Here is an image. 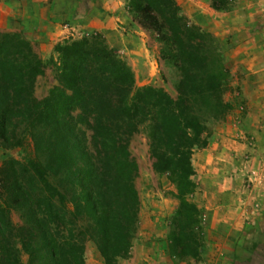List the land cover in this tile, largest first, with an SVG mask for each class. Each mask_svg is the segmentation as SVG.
Instances as JSON below:
<instances>
[{"label": "trees", "instance_id": "trees-1", "mask_svg": "<svg viewBox=\"0 0 264 264\" xmlns=\"http://www.w3.org/2000/svg\"><path fill=\"white\" fill-rule=\"evenodd\" d=\"M233 1L210 0L215 10ZM127 11L157 35L161 58L180 68L177 98L137 87L131 66L97 32L55 46L57 85L38 99L48 64L22 33L0 31V147L25 152L0 166V264H86L87 242L105 264L129 259L140 198L128 146L139 133L154 171L168 175L180 202L170 256L200 258L203 214L190 200L198 187L192 157L208 146L209 121L229 109V65L176 0H128Z\"/></svg>", "mask_w": 264, "mask_h": 264}, {"label": "rangeland", "instance_id": "rangeland-1", "mask_svg": "<svg viewBox=\"0 0 264 264\" xmlns=\"http://www.w3.org/2000/svg\"><path fill=\"white\" fill-rule=\"evenodd\" d=\"M121 1L122 6L127 9L128 0ZM176 1L180 4L182 14L189 24L196 25L202 31L212 35L218 43L224 60L229 65L230 78L227 90L223 96L224 102L229 104V109L223 118L213 119L208 123L211 132L209 143L214 140V144H218L224 135L223 122L234 111L235 102L231 100L230 96L236 90L233 83L239 74V70H236L235 61L238 58L247 57L250 60L260 59L264 62V0H234L228 9L222 10H215L211 6L210 0ZM20 2H23V0H20ZM23 8L21 7L20 14H24ZM89 10L85 2L76 3V12L73 14V18L77 16L78 19H75L76 22L73 24L71 33L61 40L53 39L46 35V24L40 26L43 28L42 31L35 30L32 33L18 32L22 33L31 42L37 56L48 64L45 75L38 78L35 96L38 99H42L57 85L53 64L57 58L55 46L71 38L79 39L98 32L105 37L108 45L131 66L135 74L137 87L151 85L156 88H162L172 97L177 98L176 86L181 78V71L175 64H169L161 58L162 44L158 41L157 35L150 30L142 28L129 13L88 14ZM66 21L64 19H56V22L61 25L66 24ZM100 26L107 30V34L103 33L104 31L97 30ZM0 31L5 30L0 28ZM232 97L236 99L235 96ZM231 136L233 135L229 137ZM209 143L205 148L195 149L192 157V164L195 169L193 180L198 187L196 192L190 197V200L196 204V198H199L198 193L202 192L200 189L205 187V183H210L208 171L220 172L226 176V180L232 179L230 182L231 187L237 172L240 171V165H247L238 164L234 160L224 161V159L219 163L218 161L217 163H211L210 158L215 152H211L214 147L210 148ZM216 146L218 147V145ZM128 147L139 167V175L135 184L140 198L138 230L133 241L130 258L133 253L142 252L143 256L146 254H149L150 257L161 256L159 260L158 257L154 259V262L158 264L164 263L163 259H161L164 257H166L167 264H200L201 258L198 260L187 258L181 261L170 256V226L178 211L180 202L176 196V189L168 179V175H159L154 171L153 158L150 154L146 134L139 133L133 136ZM24 154L25 152L19 148L5 150L0 147V166L9 157L22 159ZM250 166L248 165V168ZM12 217L16 224L21 223L17 214H13ZM261 232H263L261 234H264V230H261ZM204 237L205 230L203 229V240ZM204 243L203 241V246L205 247L206 244ZM85 258L86 264H105L92 242L86 243ZM127 260H123L121 264H126ZM128 262V264H141L139 259L129 260ZM255 263L264 264V259H258Z\"/></svg>", "mask_w": 264, "mask_h": 264}, {"label": "crops", "instance_id": "crops-1", "mask_svg": "<svg viewBox=\"0 0 264 264\" xmlns=\"http://www.w3.org/2000/svg\"><path fill=\"white\" fill-rule=\"evenodd\" d=\"M82 1L91 10L88 14H128L121 0H0V28L32 33L42 31L40 26L46 24V35L61 40L71 33L76 3ZM21 7L24 14H20ZM56 19L67 21L61 25ZM97 30L107 34L103 26ZM235 63L239 74L233 83L236 90L229 95L235 102L234 111L223 122L224 135L219 143H209L215 152L210 162L224 159L247 165H240L231 187L232 179L208 171L210 183H205L196 198L203 214L206 244L200 251V264H256V260L264 259V62L243 57ZM155 257L159 260L161 256ZM155 257L135 252L129 260L158 264ZM161 259L167 264L166 257Z\"/></svg>", "mask_w": 264, "mask_h": 264}]
</instances>
